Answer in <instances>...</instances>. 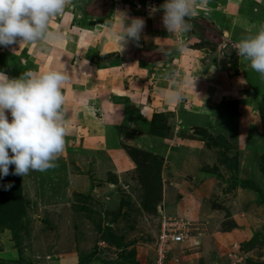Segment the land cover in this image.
Wrapping results in <instances>:
<instances>
[{"label": "rangeland", "instance_id": "obj_1", "mask_svg": "<svg viewBox=\"0 0 264 264\" xmlns=\"http://www.w3.org/2000/svg\"><path fill=\"white\" fill-rule=\"evenodd\" d=\"M217 1H199L184 39L140 48L153 68L140 78L147 117L128 105L117 112L135 122L99 128L118 108L100 112L81 98L92 113L78 109L70 121L64 106L68 132L55 167L18 177L10 165L0 179V264H157L163 230L182 237L166 241L160 264H264V78L234 49L264 23V0H232L236 28L213 12L227 9ZM98 3L108 11L106 0L82 7ZM173 74L179 103L168 100ZM109 75L127 81L121 70Z\"/></svg>", "mask_w": 264, "mask_h": 264}, {"label": "clouds", "instance_id": "obj_2", "mask_svg": "<svg viewBox=\"0 0 264 264\" xmlns=\"http://www.w3.org/2000/svg\"><path fill=\"white\" fill-rule=\"evenodd\" d=\"M67 4L68 0H0V46L60 44L66 35L51 27V21L64 14ZM161 9L162 22L169 33L191 30L193 0H164L153 11ZM113 16L117 19L108 26L107 35L121 49L129 41L138 43L145 21L119 10ZM182 48L183 45L179 50ZM234 49L264 78V23L241 37ZM69 77L65 67L27 70L15 78L0 70V179L10 174V165L14 166L11 174L23 177L30 171L43 172L56 166L68 132L63 89ZM170 79L174 86L168 92V100L179 103L182 91L175 85L174 74ZM194 81L186 78L183 83L194 87ZM3 187L8 190L12 185Z\"/></svg>", "mask_w": 264, "mask_h": 264}, {"label": "crops", "instance_id": "obj_3", "mask_svg": "<svg viewBox=\"0 0 264 264\" xmlns=\"http://www.w3.org/2000/svg\"><path fill=\"white\" fill-rule=\"evenodd\" d=\"M83 1L77 0L73 2V7L75 6L74 12L68 8V10L65 9L66 13L63 16L52 18L51 27L64 29L65 32H63L66 35L64 41L58 45L47 47L26 43L0 46V70L15 78L19 77L24 71L31 69L43 71L50 67H65L70 75L68 82L64 86L65 92V89H69V93L66 92L68 95L65 96V106L70 107V121L76 120L74 117L77 116L78 109L82 110L83 108L87 113L91 112L90 107L86 106V103L78 102L81 98L100 104L97 109L100 112H103L105 108H107L105 109L107 111L111 108H118L114 111L111 109L110 112L103 113L101 118H99L100 121H95L94 124L99 128L104 129V125L112 121L116 124H123L125 121L128 123L135 122V118H133L135 115H130L132 114L131 112H129L127 118H125L124 113L117 112L120 108L122 110L128 105L133 108H139L142 111H138V113L141 116L147 117L150 114L144 103L147 100H143L139 96L143 88V82L140 78L143 80V74H150L153 68H150L148 61L146 64H143L144 60L139 55L140 48L143 46L157 48L160 43L164 44V37L171 36L173 38V35H176L180 39H184V34L182 31L169 33L162 22L163 10L153 11L154 8L159 9L164 0H156V4L150 9L136 8L130 0H106L108 6V11L106 12H104V4L91 5L89 9V5L82 7ZM199 1L193 0L196 8H202ZM216 2L218 1L213 0V3ZM224 2H226L224 4L227 7L226 10L224 9L225 11L223 10L224 6L220 9L216 6L212 10L216 14H220L219 12L222 11V19L226 17L224 22L229 27L235 26L236 28L240 21L235 17L236 12L232 11V15L229 8L235 6L236 9L237 4L232 0H225ZM118 10L126 13L129 17H140L145 21L140 41L138 43L129 41L122 49L115 39L107 35V28L116 21L117 18L113 15ZM83 11L85 12L83 16L81 18L77 17V14ZM135 11L138 13H135ZM248 15L252 17L250 14ZM62 17L63 23L60 22ZM219 24L223 25L222 23ZM150 64L152 63L150 62ZM120 70L123 75L126 74L127 83L122 84L120 83L121 81L117 82L116 80H119L118 75L116 77L109 75L113 71L118 74ZM211 78L215 79L214 75H211ZM79 80H81V83H78ZM113 81L124 86V89H126L124 90V95L112 93H115V89L117 88V85ZM214 88L216 89L217 86H214ZM198 89H202V87L199 86ZM77 92H80V94ZM127 92H130L128 96ZM136 95L138 96L136 97ZM133 98H136L138 105L132 102L130 104L127 103V101L133 100ZM107 103L108 107H106ZM9 119H11L10 116Z\"/></svg>", "mask_w": 264, "mask_h": 264}, {"label": "built area", "instance_id": "obj_4", "mask_svg": "<svg viewBox=\"0 0 264 264\" xmlns=\"http://www.w3.org/2000/svg\"><path fill=\"white\" fill-rule=\"evenodd\" d=\"M182 237V233H175V232H171V231H165L163 230V233H161V241H160V244H159V252H158V261H157V264H160L161 263V260H162V254H161V250H162V246L166 243L167 240L169 241H179Z\"/></svg>", "mask_w": 264, "mask_h": 264}, {"label": "trees", "instance_id": "obj_5", "mask_svg": "<svg viewBox=\"0 0 264 264\" xmlns=\"http://www.w3.org/2000/svg\"><path fill=\"white\" fill-rule=\"evenodd\" d=\"M19 177V176H18Z\"/></svg>", "mask_w": 264, "mask_h": 264}]
</instances>
